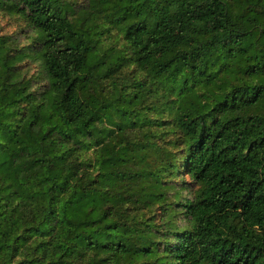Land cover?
<instances>
[{"label":"trees","instance_id":"trees-1","mask_svg":"<svg viewBox=\"0 0 264 264\" xmlns=\"http://www.w3.org/2000/svg\"><path fill=\"white\" fill-rule=\"evenodd\" d=\"M87 2L0 0V264H264V0Z\"/></svg>","mask_w":264,"mask_h":264},{"label":"rangeland","instance_id":"rangeland-1","mask_svg":"<svg viewBox=\"0 0 264 264\" xmlns=\"http://www.w3.org/2000/svg\"><path fill=\"white\" fill-rule=\"evenodd\" d=\"M70 2L74 7H77V9L84 8L88 4L87 0H70ZM0 30L3 34L18 39L22 47H26L30 44L26 37L29 32L28 28L25 22L19 18L0 15ZM112 37L113 36L109 37L108 41L111 42ZM23 66L29 77L36 74L40 69V64L38 62L27 61L23 63Z\"/></svg>","mask_w":264,"mask_h":264}]
</instances>
